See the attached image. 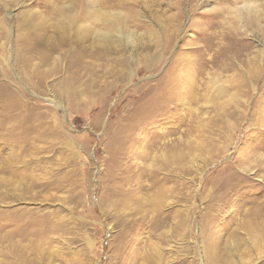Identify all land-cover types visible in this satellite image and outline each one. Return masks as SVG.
<instances>
[{
	"label": "rangeland",
	"instance_id": "374dc122",
	"mask_svg": "<svg viewBox=\"0 0 264 264\" xmlns=\"http://www.w3.org/2000/svg\"><path fill=\"white\" fill-rule=\"evenodd\" d=\"M218 2L105 0L92 48L101 0L72 39L0 0V264H264V39Z\"/></svg>",
	"mask_w": 264,
	"mask_h": 264
},
{
	"label": "clouds",
	"instance_id": "9594fccd",
	"mask_svg": "<svg viewBox=\"0 0 264 264\" xmlns=\"http://www.w3.org/2000/svg\"><path fill=\"white\" fill-rule=\"evenodd\" d=\"M90 23L91 36L86 46L108 48L128 46L127 36L133 32L125 14L105 5ZM87 0H49L47 9L38 10L36 25L42 26L57 37L72 39L76 24L83 14ZM219 19L217 25L221 32H236L243 28L251 31L253 36L264 39V0H219L216 5Z\"/></svg>",
	"mask_w": 264,
	"mask_h": 264
},
{
	"label": "bare ground",
	"instance_id": "6f19581e",
	"mask_svg": "<svg viewBox=\"0 0 264 264\" xmlns=\"http://www.w3.org/2000/svg\"><path fill=\"white\" fill-rule=\"evenodd\" d=\"M14 253H15V252H11L9 255H11V254L14 255ZM17 255H18V254H17ZM17 255H15V257H16V259H19V257H21V256H19V255L17 256Z\"/></svg>",
	"mask_w": 264,
	"mask_h": 264
}]
</instances>
